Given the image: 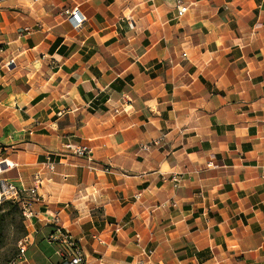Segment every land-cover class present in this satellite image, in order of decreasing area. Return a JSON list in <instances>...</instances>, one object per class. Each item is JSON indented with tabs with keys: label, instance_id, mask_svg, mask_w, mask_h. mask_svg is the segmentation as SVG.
<instances>
[{
	"label": "crops",
	"instance_id": "obj_1",
	"mask_svg": "<svg viewBox=\"0 0 264 264\" xmlns=\"http://www.w3.org/2000/svg\"><path fill=\"white\" fill-rule=\"evenodd\" d=\"M0 165L13 264H264V0H0Z\"/></svg>",
	"mask_w": 264,
	"mask_h": 264
},
{
	"label": "built area",
	"instance_id": "obj_2",
	"mask_svg": "<svg viewBox=\"0 0 264 264\" xmlns=\"http://www.w3.org/2000/svg\"><path fill=\"white\" fill-rule=\"evenodd\" d=\"M182 10H180L179 13L182 12ZM64 15L69 16V19L75 24V26L77 27L81 26L83 18H81L80 12L77 8H73L71 10H65ZM70 150L72 154L77 157H86L90 154L89 149H87L86 147H73V148L71 147ZM47 168L48 170L52 171L54 168V163L49 162L47 165ZM40 184H41L40 178L37 177V179H35L33 182L32 188L29 190V194L33 198H35L36 201L39 200L37 199L38 197L37 190L40 187ZM3 186L6 187V191L4 190L3 193H0V197L9 196V198H11L10 200L20 202L19 198H20L21 191H19L18 189H16L10 184H7V185L3 184ZM5 192L8 193L7 196L4 195ZM21 208H22V216L25 219L29 220L33 218L34 214L30 209L29 201L21 202ZM48 241L50 243H56V244L62 245L64 249H66V256L62 254V257H65L68 259L66 264H84L85 263L84 256L82 254V251L77 241L70 233L64 231L62 228L56 227L53 233L49 235ZM25 242H26V239L18 243V246L21 251V255L24 250ZM152 253H153L152 251L145 252L144 255L146 256V261H144L141 264H150V258H151Z\"/></svg>",
	"mask_w": 264,
	"mask_h": 264
},
{
	"label": "rangeland",
	"instance_id": "obj_3",
	"mask_svg": "<svg viewBox=\"0 0 264 264\" xmlns=\"http://www.w3.org/2000/svg\"><path fill=\"white\" fill-rule=\"evenodd\" d=\"M4 190L6 191V187L0 183V193H3ZM4 195L7 196L8 193L5 192ZM10 199L9 196L0 197V206H2L4 212V220L2 221V228L0 230V264H13V262L22 258L18 242L26 233L20 206V211H18V209L12 208V206L1 204L10 201Z\"/></svg>",
	"mask_w": 264,
	"mask_h": 264
},
{
	"label": "trees",
	"instance_id": "obj_4",
	"mask_svg": "<svg viewBox=\"0 0 264 264\" xmlns=\"http://www.w3.org/2000/svg\"><path fill=\"white\" fill-rule=\"evenodd\" d=\"M1 204L12 206V208L18 209V211H20V209H19L20 205H19V202H17V201L13 202L12 200H10V201L3 202ZM3 220H4V212L2 210V206H0V230L2 228L1 224H2Z\"/></svg>",
	"mask_w": 264,
	"mask_h": 264
},
{
	"label": "water",
	"instance_id": "obj_5",
	"mask_svg": "<svg viewBox=\"0 0 264 264\" xmlns=\"http://www.w3.org/2000/svg\"><path fill=\"white\" fill-rule=\"evenodd\" d=\"M1 169L4 170L5 167H3V165H0Z\"/></svg>",
	"mask_w": 264,
	"mask_h": 264
},
{
	"label": "bare ground",
	"instance_id": "obj_6",
	"mask_svg": "<svg viewBox=\"0 0 264 264\" xmlns=\"http://www.w3.org/2000/svg\"><path fill=\"white\" fill-rule=\"evenodd\" d=\"M8 166H9V164H8Z\"/></svg>",
	"mask_w": 264,
	"mask_h": 264
}]
</instances>
